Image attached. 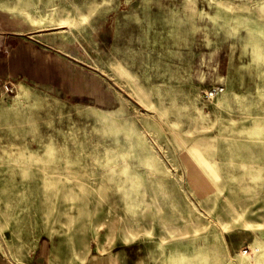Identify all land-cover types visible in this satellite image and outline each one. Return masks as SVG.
I'll return each instance as SVG.
<instances>
[{"label":"rangeland","instance_id":"obj_1","mask_svg":"<svg viewBox=\"0 0 264 264\" xmlns=\"http://www.w3.org/2000/svg\"><path fill=\"white\" fill-rule=\"evenodd\" d=\"M25 40L66 82L3 80L6 255L264 264V0H0Z\"/></svg>","mask_w":264,"mask_h":264},{"label":"crops","instance_id":"obj_2","mask_svg":"<svg viewBox=\"0 0 264 264\" xmlns=\"http://www.w3.org/2000/svg\"><path fill=\"white\" fill-rule=\"evenodd\" d=\"M59 68L58 59L40 50L34 43L22 41L10 49L4 58L0 59V95L3 94L4 79H21L24 83L35 86H47L52 89L61 87L60 80H64ZM64 82H66L64 80ZM22 260L14 261L0 249V264H50L48 254L42 246ZM242 264H249L241 262Z\"/></svg>","mask_w":264,"mask_h":264},{"label":"built area","instance_id":"obj_3","mask_svg":"<svg viewBox=\"0 0 264 264\" xmlns=\"http://www.w3.org/2000/svg\"><path fill=\"white\" fill-rule=\"evenodd\" d=\"M4 89H5V91L7 92V93H12L13 92V90H14V87H12V85H9L8 83L7 84H4ZM218 91H216V93H217ZM214 92H211V94H213Z\"/></svg>","mask_w":264,"mask_h":264}]
</instances>
